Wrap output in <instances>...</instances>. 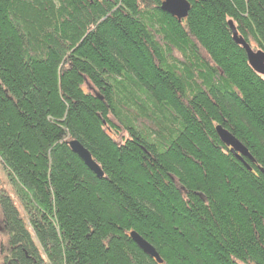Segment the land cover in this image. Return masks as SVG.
I'll return each instance as SVG.
<instances>
[{"label": "trees", "instance_id": "16d2710c", "mask_svg": "<svg viewBox=\"0 0 264 264\" xmlns=\"http://www.w3.org/2000/svg\"><path fill=\"white\" fill-rule=\"evenodd\" d=\"M188 1L0 0L2 264H264V0Z\"/></svg>", "mask_w": 264, "mask_h": 264}, {"label": "water", "instance_id": "95a60500", "mask_svg": "<svg viewBox=\"0 0 264 264\" xmlns=\"http://www.w3.org/2000/svg\"><path fill=\"white\" fill-rule=\"evenodd\" d=\"M160 8L164 12L176 17L179 21H181L188 16L190 3L188 0H161ZM228 25L232 32L233 40L237 45L244 49L248 64L256 73L264 77V50L257 46H253L242 35H240L233 20H229ZM216 132L221 142L230 148L236 158L241 161L248 169H250V166H248L245 159L250 161H254V159L243 143L220 124L216 126ZM67 144L92 172H94L98 177L104 176V172L98 162H96L91 152L85 148L81 142H79L77 139H70L67 141ZM130 237L143 252L153 257L159 263L162 262V259L154 246L142 236H140L137 232L132 231L130 233Z\"/></svg>", "mask_w": 264, "mask_h": 264}, {"label": "rangeland", "instance_id": "374dc122", "mask_svg": "<svg viewBox=\"0 0 264 264\" xmlns=\"http://www.w3.org/2000/svg\"><path fill=\"white\" fill-rule=\"evenodd\" d=\"M0 190L5 191L7 193L8 192L12 193V188L8 182V179L1 164H0ZM21 215L24 216L23 213H21ZM4 243H5V235L1 232V224H0V264H2V255L4 254L2 249Z\"/></svg>", "mask_w": 264, "mask_h": 264}, {"label": "bare ground", "instance_id": "6f19581e", "mask_svg": "<svg viewBox=\"0 0 264 264\" xmlns=\"http://www.w3.org/2000/svg\"><path fill=\"white\" fill-rule=\"evenodd\" d=\"M228 148V147H227ZM229 149V151H230V153L232 154V155H234V153H232V151L230 150V148H228ZM235 156V155H234ZM236 157V156H235Z\"/></svg>", "mask_w": 264, "mask_h": 264}]
</instances>
